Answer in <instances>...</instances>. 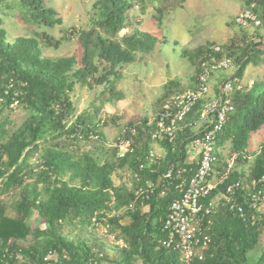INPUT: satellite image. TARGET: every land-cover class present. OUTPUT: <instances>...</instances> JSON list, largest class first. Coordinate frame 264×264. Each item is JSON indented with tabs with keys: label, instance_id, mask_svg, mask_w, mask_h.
<instances>
[{
	"label": "trees",
	"instance_id": "trees-1",
	"mask_svg": "<svg viewBox=\"0 0 264 264\" xmlns=\"http://www.w3.org/2000/svg\"><path fill=\"white\" fill-rule=\"evenodd\" d=\"M3 2L0 0V5ZM244 4V9H251L264 25V0H245ZM132 7L130 0H95L90 28L75 33L69 31L77 37L83 53L76 69L74 57H43L37 37H19L7 42L5 30L0 28V115L5 109L11 111L9 106L14 100L27 112L23 123L0 142V196L12 190L20 192V198L11 204L14 218L6 216L0 204V264H44L43 259L53 254L59 264H102L106 261L114 264L138 261L142 264H260L262 254L256 261L249 254L260 240L264 243V235L261 239L264 213L256 215L258 218L251 225L222 210L208 230L210 244L204 258L185 263L176 251L166 250L159 244L165 237L160 221L179 194L169 188L164 197L159 198L156 191L145 203V209L134 199L135 189L144 187L148 180L156 182V175L164 171L168 162L184 166L185 146L194 133L192 127L177 135L174 151L172 144L162 142L165 156L158 158L159 165H151L148 159L152 151L148 134L151 127L137 131L130 139L132 152L123 158L117 157L116 149L93 141L100 146L97 151L105 156L104 159L93 152L80 154L73 147L90 142L91 135L105 141L102 130L108 126L94 110L75 115L69 100L74 86L79 84L88 90L103 86L98 96L101 98L107 90L110 94L104 102L120 101L123 96L114 92L113 87L114 80L120 77L119 71L132 64L137 53L148 54L155 47L157 38L138 30L119 36L128 27V13ZM17 8L21 22L28 26L53 28L62 24L57 13L44 5V0H18ZM169 10L163 7L156 11L160 17ZM156 21L159 23V18ZM41 38L45 45H53L47 34H42ZM62 39L54 45L58 46ZM211 45L207 42L192 51L182 50L181 56L197 65V58L208 53ZM229 50L228 54L222 51L217 57L231 58L237 67L235 76L241 80L247 66L262 61L259 57H264V41L248 42L244 48L231 49L230 46ZM94 55L97 57L95 63ZM9 81L14 83L13 88L8 89ZM172 86L176 89L177 84L170 82L169 87ZM169 89L160 100L167 97ZM96 101L94 98L92 104ZM232 101L234 112L216 142L215 169L218 171L226 167L224 162L221 166L220 147L229 143V152L238 155L237 162L244 160L246 163L243 156H247L250 136L264 128L263 84L234 92ZM201 108V103L192 108L186 121H196ZM146 122L142 120L143 125ZM36 155L38 159L31 163ZM252 158L249 176L234 168L212 194L224 191L243 178L256 181L264 177V144ZM190 167L195 168L194 164ZM151 170L154 173H150ZM118 171H129L131 176L138 174L140 182L132 179L129 190L124 186L116 187L113 177ZM130 203L134 204V210L121 215ZM93 219H97L96 224ZM76 225L85 233L99 225L107 227L108 233L123 244L116 246L115 259L110 260L104 250L95 252L94 244L82 236L70 239L63 234L64 230Z\"/></svg>",
	"mask_w": 264,
	"mask_h": 264
},
{
	"label": "rangeland",
	"instance_id": "rangeland-1",
	"mask_svg": "<svg viewBox=\"0 0 264 264\" xmlns=\"http://www.w3.org/2000/svg\"><path fill=\"white\" fill-rule=\"evenodd\" d=\"M18 0H4L0 5V28L5 30L6 41L11 42L19 37H37L40 40V49L43 57L57 59L60 57H74L76 59L75 69L79 67L83 55L81 47L77 43V37L72 36V32L78 30H88L90 28V17H92V4L95 0H44V5L52 8L57 13V18L62 21L61 25L53 28L28 26L21 22L17 8ZM133 4L128 16L134 24V28L129 30L132 33L135 29L148 33L157 38V43L152 52L148 54L137 53L135 61L127 64L121 69L120 77L114 80V92L122 94L120 101L104 102L110 96L108 90L101 98L98 96L103 90V86H96L91 90L76 84L73 91L69 93V100L75 109V115H79L80 109L98 112V117L108 122L104 131L111 137L106 141L115 140L119 130L127 123L145 118H152L157 112L160 100L166 89H171L169 83L177 84L176 89H169L168 95L173 91L185 90L190 84V78L198 72V64L189 63L181 56L182 50L192 51L197 46H204L207 42L218 44L225 53L231 49L244 48L248 42L257 41L256 38L264 41V25L258 28L249 27L241 30L234 26L233 17L245 8V0H130ZM169 8L168 12H163L158 17V8ZM157 18L160 22L157 23ZM135 19V20H133ZM134 21H138L137 23ZM136 23V24H135ZM72 31V32H69ZM125 31L119 34L123 36ZM42 34H47L53 45L47 46L41 38ZM68 35V36H66ZM64 36V38H63ZM63 38V39H62ZM55 46V42H59ZM232 43V44H231ZM204 54L196 61L204 59ZM93 62L97 60L96 55L92 57ZM260 61L256 69L248 72L249 81L255 84L264 85V57H259ZM197 70V71H196ZM233 72V69L229 70ZM218 75V74H217ZM220 77L219 81L222 79ZM112 79V77H110ZM218 81V82H219ZM217 82V83H218ZM249 89L248 86L244 87ZM167 95V96H168ZM97 101L92 104L93 99ZM157 103L155 104V102ZM157 106V107H156ZM92 107V108H91ZM82 110V112H83ZM93 112V111H92ZM27 112L22 106H17L15 110H3L0 115V142L16 130L26 119ZM4 132V135H3ZM111 139V140H109ZM110 143V142H108ZM264 144V128L252 134L249 139L247 160L244 163L236 161V170L249 176L251 169L252 155ZM78 153L93 152L99 158L105 156L100 154L97 149L100 146L92 141L80 143L73 146ZM222 163H228L232 154L229 152V143H225L218 149ZM38 159L36 155L30 160L35 163ZM130 174L127 171H118L113 177L116 187L129 186ZM20 198L18 190H12L7 195L0 196V204L5 208V215L15 217V212L11 210V204ZM125 211L121 212L124 215ZM70 239L82 236L88 239L95 252L104 250L110 260L116 257V246L122 247L121 242H117L114 235L108 233V228L99 225L96 229H90L85 233L80 231L79 225L63 231ZM264 234H261V239ZM261 241V240H260ZM257 243L256 248L249 256L256 261L264 252V243ZM102 264H114L111 261ZM135 264H142L138 261Z\"/></svg>",
	"mask_w": 264,
	"mask_h": 264
},
{
	"label": "built area",
	"instance_id": "built-area-1",
	"mask_svg": "<svg viewBox=\"0 0 264 264\" xmlns=\"http://www.w3.org/2000/svg\"><path fill=\"white\" fill-rule=\"evenodd\" d=\"M233 23L235 27L244 30L250 26H260V21L251 9L237 13ZM221 52L222 49L218 45L211 46L199 63L192 87L170 93L162 100L151 121L143 125L142 120H137L131 126H123L115 140L110 143L97 135L89 137L93 142L116 149L117 157L123 158L132 152L130 139L137 131L146 130V127L152 128L148 131L152 142L172 144V151L178 134H182L186 128L195 129L185 146L184 166L168 162L164 171L156 175V182L148 180L144 187L138 186L133 192L134 199L139 201L143 209L156 191L159 198L164 197L169 188H174L179 194L178 198L170 203L166 216L160 221L165 237L159 240V244L166 250L176 251L180 260L185 263L194 258H204L210 244L208 230L222 210L231 212L244 224L251 225L256 222V215L264 213V177L256 181L243 178L228 185L224 191L212 194L226 180L238 159L237 154H232L223 171L215 169L217 138L234 112V92L242 89L241 80L235 76L237 67L226 55L217 57ZM231 69L233 72H229ZM217 73H225V77L216 84V93L209 97L211 80ZM13 85L14 83L9 81L8 89L13 88ZM199 103L202 108L198 120L186 121L189 112ZM17 105L18 101L14 100L9 109L15 110ZM247 158L243 156V159ZM148 159L151 165H159V159L154 154L151 153ZM193 164L194 169L190 167ZM150 173L154 171L151 170ZM132 179L136 183L140 182L138 174L132 175ZM133 210L134 204L130 203L122 211ZM96 222L97 219H93V224ZM43 263L59 264V261L53 254L44 258ZM260 264H264V252Z\"/></svg>",
	"mask_w": 264,
	"mask_h": 264
},
{
	"label": "crops",
	"instance_id": "crops-1",
	"mask_svg": "<svg viewBox=\"0 0 264 264\" xmlns=\"http://www.w3.org/2000/svg\"><path fill=\"white\" fill-rule=\"evenodd\" d=\"M94 3V2H93ZM90 19V18H89ZM202 45H200V46H197V47H201ZM196 47V48H197ZM195 49V48H194ZM199 63H200V60H199ZM259 65V64H258ZM258 65H252V64H250L249 66H247L246 67V69H245V71H244V74H243V77L241 78V82H242V89H245L244 87L245 86H248V88L250 89L252 86H254V82L253 81H249V79L247 78L248 77V72H250L252 69H256L257 67H258ZM198 67H199V64H198ZM124 69V68H123ZM195 74V73H194ZM194 74H193V76H194ZM225 73H219L218 75L216 74V75H214L213 76V78H212V80H211V84H210V93H209V97H211V96H213L215 93H216V84H217V82L219 81V79H220V77L223 75V77L222 78H224L225 77V75H224ZM195 76H196V74H195ZM195 78V77H194ZM194 78H190V84L188 85V88H191L192 87V85H193V80H194ZM250 83H252V85H250ZM241 89V90H242ZM157 101L158 100H156V102H155V104L157 103ZM162 102V101H161ZM161 104V103H160ZM160 104H159V107L157 108V112H158V110H159V108H160ZM157 107V106H156ZM82 110L83 109H80L78 112V114H80L81 112H82ZM84 111V110H83ZM156 112V113H157ZM156 115V114H155ZM89 118V117H88ZM153 118V117H152ZM152 118H145L147 121H151V119ZM90 119V118H89ZM139 120V119H138ZM140 120H142V119H140ZM198 120V119H197ZM136 120H134V122H135ZM195 128V127H194ZM195 130V129H194ZM103 131V133H104V136H105V138L107 139L108 137L110 138L111 136L108 134V133H106L105 131H104V129L102 130ZM120 131V130H119ZM119 133V132H118ZM118 135V134H117ZM117 137V136H116ZM112 138V137H111ZM109 140H111V139H109ZM106 141V140H105ZM106 142H111V141H106ZM161 144H162V142H152V144H151V149H152V151H151V153L152 154H154L155 155V157H157V158H159V157H161V158H163L164 156H165V151H164V149H163V147L161 146ZM249 151V150H248ZM235 168V167H234ZM128 172V174H130V172L129 171H127ZM131 174H130V181H129V186L131 187V182H132V180H131ZM146 208V207H145ZM144 208V209H145Z\"/></svg>",
	"mask_w": 264,
	"mask_h": 264
},
{
	"label": "clouds",
	"instance_id": "clouds-1",
	"mask_svg": "<svg viewBox=\"0 0 264 264\" xmlns=\"http://www.w3.org/2000/svg\"><path fill=\"white\" fill-rule=\"evenodd\" d=\"M94 2H95V1H94ZM243 10H245V9H242L241 11H243ZM253 13H254V12H253ZM234 17H235V16H234ZM234 17H233V19H234ZM256 17H257V16H256ZM128 18L131 20V18H130L129 16H128ZM257 18H258V17H257ZM91 20H92V18L90 17V22H91ZM130 20H128V22H129L128 27H127L126 29H124V30L121 31V33H122L123 31H125L123 35L130 34V33H129V30L135 27L134 24H133ZM133 20H135V19H133ZM258 20H259V19H258ZM259 21H260V20H259ZM134 22H136V21H134ZM137 22H138V21H137ZM137 22H136V23H137ZM232 22H233V20H232ZM136 23H135V24H136ZM233 24H234V23H233ZM260 26H261V21H260ZM260 26H259V27H260ZM250 27H251V26H250ZM252 27H253V26H252ZM254 28H258V27H254ZM135 30H136V29H135ZM241 30H244V29H241ZM147 34H148V33H147ZM256 39H257L258 42H259L260 39H258V38H256ZM258 42H256V43H258ZM156 43H157V42H156ZM155 45H156V44H155ZM215 45H218V44H213V45H211V46H215ZM211 46H210V47H211ZM218 46L221 47L220 45H218ZM221 49H222V47H221ZM222 51H223V49H222ZM230 59H231V58H230ZM231 60H232V59H231ZM232 64H233V63H232ZM234 66H236V65H234ZM217 74H219V73H217ZM215 75H216V74H215Z\"/></svg>",
	"mask_w": 264,
	"mask_h": 264
}]
</instances>
